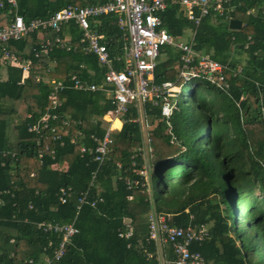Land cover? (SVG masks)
I'll return each instance as SVG.
<instances>
[{
	"label": "trees",
	"instance_id": "16d2710c",
	"mask_svg": "<svg viewBox=\"0 0 264 264\" xmlns=\"http://www.w3.org/2000/svg\"><path fill=\"white\" fill-rule=\"evenodd\" d=\"M16 1L15 13L29 24L48 19L69 4L108 0ZM1 2L0 28L14 16L9 13L12 5ZM233 3L231 18L240 19L242 28L231 30V19L219 15L204 16L192 45L199 54L226 65L223 73L229 89L222 91L196 78L184 103L179 95L175 97L169 117L162 115L160 106L147 102L144 108L152 118L146 148L142 123L136 121L138 111L132 106L114 136L109 160L103 163L94 161L93 153H82L81 146L89 149L91 134H105L103 116L113 106L102 92L77 90L73 85L76 79L84 85L104 84L108 66L96 54L68 51L65 46L36 56L41 44L38 30L7 43L21 61L31 62V71L22 82V67L10 63L8 79L0 80V264H43V254L53 256L63 235L54 226L71 224L79 232L53 264H157L145 250L174 258L172 242L157 246L148 233L147 214L153 209L178 214L173 217L175 224L169 225H210L208 239L191 247L202 253L206 264H264V0ZM188 10L180 2L171 3L162 13L161 27L181 40L190 31L183 39L190 40L196 26ZM193 10L198 16L199 7ZM92 25L110 41L107 49L113 67L124 69L118 15H102ZM70 28L76 40L81 31L74 23ZM43 32L46 37L58 34L48 28ZM181 56L176 46L160 48L157 84L188 83L178 84L184 79ZM52 79L70 89L59 94L62 104L51 110L57 119L36 131L32 126L51 105L48 81ZM72 136L76 143H71ZM146 162L152 194L140 192L148 188L139 175ZM57 163H67L68 168H55ZM127 179H139L141 185L129 188ZM69 187L63 202L61 188ZM127 225L134 228L131 239L119 236Z\"/></svg>",
	"mask_w": 264,
	"mask_h": 264
},
{
	"label": "built area",
	"instance_id": "2783aa9c",
	"mask_svg": "<svg viewBox=\"0 0 264 264\" xmlns=\"http://www.w3.org/2000/svg\"><path fill=\"white\" fill-rule=\"evenodd\" d=\"M7 2L12 5L13 8L11 7L9 13L14 12V16L9 25L0 28V61L4 60V64L2 62L0 66H7L11 63L22 67L23 82L30 74L31 62L21 61L16 53L8 49L7 43L10 40H21L36 30H38L41 39L39 49H35L36 56L51 52L54 46H65L68 51L81 49L86 54H96L101 63L108 66L105 83L84 85L76 79L73 86L77 90L103 91L113 106L111 111L113 117L125 116L131 106H137L141 110V107L147 102L152 103L153 106H160L164 117L171 116L176 103L175 97L180 87L170 80L164 81L160 85L155 82V70L160 48L164 45L176 46L181 49L180 76L186 82L190 83L198 78L209 82L222 91H226L230 87L223 73L226 65L207 55L199 54L192 45L195 42L197 28L204 16L213 14L224 17V19H232L231 12L236 8L233 0H108L105 3L85 6L69 4L55 11L48 19L34 20L29 24L25 22L22 15L18 12L15 13L14 7H17V1L7 0ZM173 2H180L183 6L188 7L187 16L195 23L196 28L194 32L192 31L188 41L172 36L165 28L161 27L162 13ZM0 6H3V2L0 3ZM194 7H199L198 16L193 10ZM108 14L118 15V26L123 31V48L120 56L124 61V69L122 70H116L109 60L107 45L110 44V41H107L106 35L98 32L92 25V22L98 17ZM73 23L81 30V36L78 40H73V38L71 39L61 33L65 25ZM47 28L58 33L53 40L44 35L43 31ZM248 38L253 42L250 36ZM72 78L75 79L76 76ZM48 83L52 90L50 94L51 105L46 108L44 115L32 126L36 131L47 128L50 120L57 119V114L51 110L61 106L59 94L68 88L65 83L55 79L49 80ZM152 105L151 107H153ZM146 118L141 114L140 122L143 123ZM67 120L65 119V124H69ZM149 127L150 122L145 120L143 128L149 129ZM114 131L116 128L111 124L102 137H98L96 134L91 135L90 138L96 143L95 147H91L89 150V153H93L94 161L103 163L109 160L110 147L114 142ZM149 136V132H147L148 141H150ZM75 141L76 138L72 136L71 143H75ZM146 146L144 144V148ZM86 150V147L82 145L81 152L84 153ZM139 174L144 178L142 186L149 187L147 163L139 170ZM127 183L129 188L141 185L139 179H127ZM70 192L71 187L61 188L60 197L63 202ZM153 216L155 215L149 217L148 233L151 239L156 241L157 246H160L162 242H172L170 248L174 258L163 253L167 256L165 258L161 256V252L154 255L153 252L145 250L147 258H155L158 261L157 264H206L200 251L191 250L194 244L201 246L207 238L209 232L205 227L169 225L172 214L160 213L155 217ZM49 225L51 229L53 225ZM54 229L62 232L63 235L53 251V256L47 253L43 254V264H53L58 261L64 255L67 245L72 242V238L79 232V229L73 224L54 226ZM133 235V226L127 225L125 229L119 231V236L122 238L131 239ZM33 261V259H29L30 263Z\"/></svg>",
	"mask_w": 264,
	"mask_h": 264
},
{
	"label": "clouds",
	"instance_id": "9594fccd",
	"mask_svg": "<svg viewBox=\"0 0 264 264\" xmlns=\"http://www.w3.org/2000/svg\"><path fill=\"white\" fill-rule=\"evenodd\" d=\"M187 84H189V83H187ZM178 87H180V86H178ZM92 92H98V91H92ZM177 92H180V89L177 91ZM179 95V93H177V96ZM132 107V106H131ZM130 107V108H131ZM136 109H137V111H138V117H137V119H136V121H138V123L140 124L141 122H140V115L142 114L143 116H145V117H147L146 119H144L143 120V123L145 122V120H147V121H149L150 122V119L149 118H152V117H150L149 115H148V112H147V110H145V108H144V106H142L141 107V110L139 109V107H137V106H134ZM112 109H113V107H112ZM130 110V109H129ZM145 113H146V115H145ZM123 117L124 116H122V117H113L112 115H111V112L110 113H108V114H105L104 116H103V119H104V121L106 122V123H108V126H105V128H106V130H107V128L112 124V126H113V121L115 120V119H118L120 122H122L123 124H122V127H123V125H124V122H125V120L123 119ZM110 119H112V120H110ZM143 123H142V129L144 130H142L143 132H142V135H143V138H144V140H143V143H142V145L144 146V144L145 145H148V144H146V142L145 141H148L147 140V130L148 129H144L143 128ZM151 124V123H150ZM141 125V124H140ZM122 127L120 128V129H116V131H114L113 132V137L115 136V134H117L121 129H122ZM151 127V126H150ZM149 127V128H150ZM80 135H82V134H80ZM92 135V134H91ZM91 135H90V137H91ZM149 135H150V132H149ZM98 137H101V136H99V135H97ZM150 137V136H149ZM150 140H151V137H150ZM91 141H92V143H93V146H91V147H95V145H96V143L95 142H93V139H91ZM75 143H76V141H75ZM85 147H86V152L88 151L89 152V150H90V148L88 149V147L86 146V145H84ZM82 147V146H81ZM85 153V152H84ZM148 164V163H147ZM58 165H61V164H59V163H57V165H56V167L55 168H59V167H57ZM119 165V167L121 166L120 165V163L118 164ZM60 169V168H59ZM60 170H63V169H60ZM140 175V174H139ZM141 176V175H140ZM135 187V186H134ZM133 189V188H132ZM131 189V190H132ZM140 192L141 193H144V192H147L148 194H152V185H151V178H149V187L147 188V189H141L140 190ZM134 197V194H129L128 195V199H132ZM148 200H150V201H152L151 200V198L148 196ZM154 213H155V216L156 215H158V214H160V213H165V214H172L173 216H172V219H171V221L174 223V221H173V217L175 216V215H178V214H176V213H172V212H168V211H156L155 209H153V210H151L148 214H147V216H151V215H154ZM175 224V223H174ZM189 225H197L198 227H201V226H203V227H205L206 229H207V227H206V224H201V225H198V224H192V223H190V224H188L186 227H188ZM209 232V231H208ZM210 235V233H208V236ZM208 236H207V238L205 239V241L208 239ZM204 241V242H205ZM203 242V243H204ZM202 243V244H203ZM199 247V246H198Z\"/></svg>",
	"mask_w": 264,
	"mask_h": 264
},
{
	"label": "rangeland",
	"instance_id": "374dc122",
	"mask_svg": "<svg viewBox=\"0 0 264 264\" xmlns=\"http://www.w3.org/2000/svg\"><path fill=\"white\" fill-rule=\"evenodd\" d=\"M189 34H190V31H188L187 33H185L184 35H183V39H188V37H189ZM241 63V62H240ZM243 65V64H242ZM238 67V70L241 68V64L240 65H238L237 66ZM3 78V75H2V73L0 72V79H2ZM172 82H173V80H171ZM184 82V79H182L181 80V82L180 83H178V84H181V83H183ZM176 84V83H175ZM192 82L191 83H189V84H182L181 85V87H180V92H177V93H179V102L180 103H184L185 102V98H186V96H187V91L190 89V87L192 86ZM174 106H175V104H174ZM253 106H254V104H253ZM142 129V128H141ZM143 130V129H142ZM149 130V129H148ZM144 131V130H143ZM204 135V134H203ZM146 142V144H148L149 143V141H145ZM146 163H148V162H146ZM153 183H154V185H155V188L158 186V183H157V179L156 178H154V180H153ZM188 211V210H187ZM243 224H244V222H243ZM206 227H207V231H209V227H210V225H206ZM264 257V256H263ZM43 260H44V256H42V262H43Z\"/></svg>",
	"mask_w": 264,
	"mask_h": 264
},
{
	"label": "crops",
	"instance_id": "0c3cea01",
	"mask_svg": "<svg viewBox=\"0 0 264 264\" xmlns=\"http://www.w3.org/2000/svg\"><path fill=\"white\" fill-rule=\"evenodd\" d=\"M70 25L71 24H67V27H65V33H63V35L64 36H67V37H69V38H73V33H72V30H71V28H70ZM231 29V28H230ZM231 30H233V29H231ZM81 31V30H80ZM79 31V32H80ZM103 34V33H102ZM81 36V32L78 34V36H77V39L76 40H78L79 39V37ZM51 40H53L55 37H49ZM73 40H74V38H73ZM0 72L2 73V75H3V78L2 79H0V80H2V81H6L7 79H8V67L7 66H0ZM98 92H102L103 93V95L105 96V98H106V100H108V101H110L109 100V98H107V96H106V94L103 92V91H98ZM134 107V106H133ZM121 123V127H122V122H120ZM105 126H108V123H105ZM120 127V128H121ZM120 128H118V129H120ZM57 167H59L60 169H63V170H66L67 168H68V165H67V163H64L63 165H58Z\"/></svg>",
	"mask_w": 264,
	"mask_h": 264
},
{
	"label": "water",
	"instance_id": "95a60500",
	"mask_svg": "<svg viewBox=\"0 0 264 264\" xmlns=\"http://www.w3.org/2000/svg\"><path fill=\"white\" fill-rule=\"evenodd\" d=\"M243 26V22L240 19L232 18L229 21V27L233 30H240Z\"/></svg>",
	"mask_w": 264,
	"mask_h": 264
},
{
	"label": "bare ground",
	"instance_id": "6f19581e",
	"mask_svg": "<svg viewBox=\"0 0 264 264\" xmlns=\"http://www.w3.org/2000/svg\"><path fill=\"white\" fill-rule=\"evenodd\" d=\"M120 126H121L120 121L118 119H115L113 121V127L117 129V128H120Z\"/></svg>",
	"mask_w": 264,
	"mask_h": 264
}]
</instances>
